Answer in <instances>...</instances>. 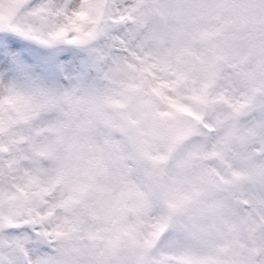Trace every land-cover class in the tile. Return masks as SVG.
Here are the masks:
<instances>
[{"label":"snow or ice","instance_id":"snow-or-ice-1","mask_svg":"<svg viewBox=\"0 0 264 264\" xmlns=\"http://www.w3.org/2000/svg\"><path fill=\"white\" fill-rule=\"evenodd\" d=\"M0 264H264V0H0Z\"/></svg>","mask_w":264,"mask_h":264}]
</instances>
